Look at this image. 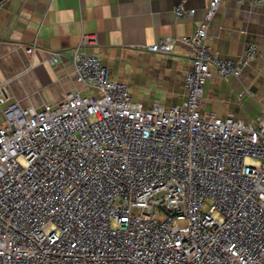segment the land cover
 I'll list each match as a JSON object with an SVG mask.
<instances>
[{"label": "built area", "instance_id": "obj_1", "mask_svg": "<svg viewBox=\"0 0 264 264\" xmlns=\"http://www.w3.org/2000/svg\"><path fill=\"white\" fill-rule=\"evenodd\" d=\"M222 1L210 0L180 39L192 51L180 105L133 101L86 54L96 42L84 35L68 54L89 94L38 110L4 107L0 264H264V118L201 114L209 79L236 76L263 55L252 46L237 60L211 53L207 31ZM175 14L194 11L179 4ZM176 41L159 38L147 51L171 55Z\"/></svg>", "mask_w": 264, "mask_h": 264}, {"label": "crops", "instance_id": "obj_2", "mask_svg": "<svg viewBox=\"0 0 264 264\" xmlns=\"http://www.w3.org/2000/svg\"><path fill=\"white\" fill-rule=\"evenodd\" d=\"M210 0H0V126L9 103L38 110L67 94H89L76 81L68 54L82 36L95 45L87 55L99 58L113 81L127 84L133 101L180 105L185 99L184 75L191 69L190 47L180 39L203 22ZM192 16L178 17L177 5ZM176 39L171 55L147 48L159 38ZM33 46L32 56L24 48ZM206 46L217 58L237 60L248 47L263 55L233 77L213 76L205 84L201 114L235 116L245 122L264 118V0L260 6L223 0L210 22ZM50 53L61 61L51 66Z\"/></svg>", "mask_w": 264, "mask_h": 264}, {"label": "rangeland", "instance_id": "obj_3", "mask_svg": "<svg viewBox=\"0 0 264 264\" xmlns=\"http://www.w3.org/2000/svg\"><path fill=\"white\" fill-rule=\"evenodd\" d=\"M157 217H158L159 220H164L165 219V214L161 213V212H157ZM178 225L179 226H183L184 223L183 222H178Z\"/></svg>", "mask_w": 264, "mask_h": 264}]
</instances>
